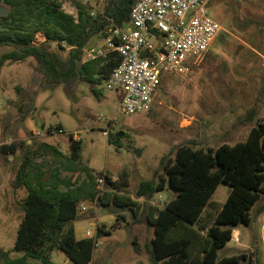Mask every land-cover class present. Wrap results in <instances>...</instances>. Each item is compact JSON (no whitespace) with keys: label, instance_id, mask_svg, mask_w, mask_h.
Masks as SVG:
<instances>
[{"label":"rangeland","instance_id":"obj_1","mask_svg":"<svg viewBox=\"0 0 264 264\" xmlns=\"http://www.w3.org/2000/svg\"><path fill=\"white\" fill-rule=\"evenodd\" d=\"M76 2L68 0L69 5L63 9L77 14ZM105 2L89 0L86 7L99 11ZM0 7L7 9L1 2ZM208 10L222 26L221 31L200 62L189 65L182 75L161 77L147 112H120L121 92L105 88L103 82L96 85L100 91L97 95L85 80L46 82L32 57L0 68V145L18 144L16 154H0L1 251H7L10 258L21 255L13 245L26 190L13 188L12 183L23 152L28 146L37 148L47 142L66 154L72 134L81 141V166L88 167L96 177L106 173L117 180L126 173L125 194L138 205H132L137 213L134 217L129 207L102 205L100 200L79 203L85 202L89 210L78 211L77 217L82 219L73 220L85 221L78 237L89 226L93 229L91 237L97 226L111 229V233L95 238L91 264H160L151 258L155 232L147 216L151 207H162L176 191L166 183L163 190L145 200L135 196L139 182L166 180L165 165L173 160L178 145L191 144L189 140L204 147L223 140L234 143L244 140L256 121L264 123V0H213ZM41 38L37 33L36 40L40 42ZM103 39L94 35L88 44H99ZM50 46L56 48L54 43ZM68 51L67 47L58 49L62 58ZM23 102L31 103L24 120L18 110ZM251 111L255 113L253 122L247 120ZM109 122L110 133L123 131L118 144L108 142V136L102 133ZM52 160L50 154L36 159L37 163L42 161L45 171L52 167ZM70 175L61 170L62 178ZM106 189L103 184L101 191ZM227 194L228 186L220 183L204 216L211 218ZM251 217L249 225L239 224L233 229L238 240L231 238L218 249L219 257L244 254L246 258L239 264H250L249 256L251 264H264V193L252 208ZM48 264L75 263L54 249Z\"/></svg>","mask_w":264,"mask_h":264},{"label":"trees","instance_id":"obj_2","mask_svg":"<svg viewBox=\"0 0 264 264\" xmlns=\"http://www.w3.org/2000/svg\"><path fill=\"white\" fill-rule=\"evenodd\" d=\"M135 1L106 0L103 9L93 16L85 5L76 2L74 16L56 0H0L8 9L6 15H0V68L32 57L46 82L70 84L85 80L97 95L100 91L96 85L103 82L120 58L112 52L106 57L83 60L82 50L94 35L105 36L109 22H127ZM37 33L44 36L43 41L36 40ZM66 47L68 55L62 58L58 49ZM30 107L31 103L25 102L18 106L22 120ZM254 119L251 111L247 120ZM122 135L121 130L109 132L108 142L118 144ZM189 142L178 145L173 160L165 165L166 180H142L135 190V196L145 200L163 190L166 183L176 191L162 207H151L147 216L155 232L151 258L160 264H239L241 258H246L244 254L219 257L218 249L232 238L237 225L251 223V210L264 193V123L256 121L246 138L234 143L223 140L204 147ZM17 150L15 142L0 145V154L13 155ZM80 151L81 141L72 134L66 154L47 142L25 149L12 183L13 188L26 190L13 245L21 255L10 258L7 251L0 250V264H31L29 258L48 264L54 249L75 264H91L95 238L100 233H111V229L97 226L94 237L76 238L73 220L81 201L100 200L102 205L129 207L137 216V203L125 194L126 173L117 180L101 174L107 187L102 192L96 187V175L81 166ZM46 154L53 160L52 167L45 171L42 161L37 163L36 159ZM61 170L71 175L62 178ZM80 171L84 176H74ZM220 183L228 186L226 200L211 218L205 217L204 211L212 205L211 196ZM120 217L125 219L122 214ZM248 260L251 264L250 256Z\"/></svg>","mask_w":264,"mask_h":264},{"label":"built area","instance_id":"obj_3","mask_svg":"<svg viewBox=\"0 0 264 264\" xmlns=\"http://www.w3.org/2000/svg\"><path fill=\"white\" fill-rule=\"evenodd\" d=\"M62 9L68 0H56ZM88 7L89 0H77ZM212 0H136L129 20L123 25L109 22L100 44H87L83 60L106 57L116 52L119 63L103 80L107 89L121 92L119 111L125 115L147 112L164 74L182 75L189 65L201 61L222 26L210 15ZM90 15L98 11L89 8ZM67 12V11H66ZM76 16L77 14H73ZM101 117V116H100ZM112 123L102 129L108 136ZM104 177L96 178L101 189ZM100 193V192H99ZM95 202V201H94ZM78 211L84 206L78 205ZM93 229H84L91 237ZM237 241V235L232 234Z\"/></svg>","mask_w":264,"mask_h":264},{"label":"crops","instance_id":"obj_4","mask_svg":"<svg viewBox=\"0 0 264 264\" xmlns=\"http://www.w3.org/2000/svg\"><path fill=\"white\" fill-rule=\"evenodd\" d=\"M39 34H40V36L42 37L40 41H43V40H44V36H43L41 33H39ZM102 41H103V40H102ZM89 42H90V40L88 41V43H89ZM88 43H87V44H88ZM99 44H100V43H99ZM85 202H87V200H85ZM85 202H84V203H85ZM84 203L81 204V205L84 206V212H83V213H85V212H87V210H89V206H88L87 204H84ZM83 213H82V214H83ZM77 219L79 220V219H82V218L77 217ZM78 220H76V222H75V221L73 222L74 230H75V236H76V238H85L84 235H81L80 237H78V234H81L83 228L85 227V221L82 222V221H78ZM89 225H91V224H89ZM234 234H235V233H234ZM28 261H29L31 264H43V263H41L40 261H37L38 263H36V262L33 261L32 259H28Z\"/></svg>","mask_w":264,"mask_h":264},{"label":"water","instance_id":"obj_5","mask_svg":"<svg viewBox=\"0 0 264 264\" xmlns=\"http://www.w3.org/2000/svg\"><path fill=\"white\" fill-rule=\"evenodd\" d=\"M8 13V9L4 7H0V15H6Z\"/></svg>","mask_w":264,"mask_h":264}]
</instances>
